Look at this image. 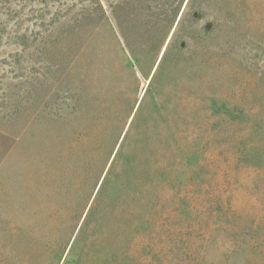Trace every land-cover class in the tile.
<instances>
[{
    "label": "rangeland",
    "instance_id": "rangeland-1",
    "mask_svg": "<svg viewBox=\"0 0 264 264\" xmlns=\"http://www.w3.org/2000/svg\"><path fill=\"white\" fill-rule=\"evenodd\" d=\"M228 1L0 0V264H264V0Z\"/></svg>",
    "mask_w": 264,
    "mask_h": 264
},
{
    "label": "trees",
    "instance_id": "trees-1",
    "mask_svg": "<svg viewBox=\"0 0 264 264\" xmlns=\"http://www.w3.org/2000/svg\"><path fill=\"white\" fill-rule=\"evenodd\" d=\"M253 1L254 0H229L228 4L231 3V5L235 6L236 9L233 11L226 10L227 17L237 18L238 16L239 17L247 16V14L249 13L248 9ZM128 136L129 134L126 133L124 137V143L127 141ZM123 146L124 145H121L120 147L121 150H123ZM117 153L119 154V149L116 152V154ZM167 170L172 172L171 175L174 173L173 172L174 168H167V166L164 165L163 162L162 164L161 163L158 164V166H155L153 164L151 166H148V170H147L148 177L146 178V183L144 187V197H145V206L147 208L146 210L148 214L147 221L152 224H141V225L138 224L137 226H132L128 233L129 239L138 242L137 245L142 250H146L147 248L150 251L153 250L156 251L157 238L159 236L161 237L159 225L155 224L157 222L156 209L161 202L160 197L158 196V190L162 183H167V181L170 180V179L165 180V182H162L161 180V176H163V173ZM148 235L150 236L151 241L146 242L147 244L141 242L142 241L141 238H143L144 236L148 237Z\"/></svg>",
    "mask_w": 264,
    "mask_h": 264
}]
</instances>
